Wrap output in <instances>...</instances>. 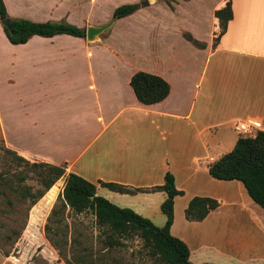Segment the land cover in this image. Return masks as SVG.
I'll return each instance as SVG.
<instances>
[{"label":"crops","instance_id":"crops-1","mask_svg":"<svg viewBox=\"0 0 264 264\" xmlns=\"http://www.w3.org/2000/svg\"><path fill=\"white\" fill-rule=\"evenodd\" d=\"M16 1L33 22L63 20L85 31L111 23L104 34L116 21L92 22V7L85 0ZM228 1L232 19L219 36L214 12ZM147 2L122 19L149 16L157 0ZM200 3L204 5L202 0L162 2L170 21L163 28L174 36L179 31L185 45H166L168 56L143 68L170 87L168 96L152 105L138 102L130 86L131 76L141 68L131 69L130 59L107 39L89 42L86 36L63 34L33 36L12 45L0 23V142L28 162L63 167L66 174L80 176L96 186L97 196L158 227L166 221L160 207L167 195L155 188L170 173L182 192L174 199L170 233L188 246L190 263L236 264L217 246L219 230L231 222L240 224L241 214H247L250 224L264 233V211L239 181L212 178L208 165L230 152L242 136L235 130L237 123L264 131V0H217L207 25L201 14L190 11L191 26L179 29L184 7ZM78 11L86 13L85 19L78 18ZM153 45L155 54L160 47ZM98 46L105 49H93ZM100 182L127 192L111 191ZM63 183L64 178L56 195ZM194 197L215 199L219 207L203 221L189 222L184 211ZM190 226L209 233L191 239L181 230ZM240 244L244 247L245 242ZM250 262L262 264L264 255ZM0 264L21 263L0 252Z\"/></svg>","mask_w":264,"mask_h":264},{"label":"rangeland","instance_id":"rangeland-1","mask_svg":"<svg viewBox=\"0 0 264 264\" xmlns=\"http://www.w3.org/2000/svg\"><path fill=\"white\" fill-rule=\"evenodd\" d=\"M85 1H87L86 6L92 7L89 15L91 21L95 24H106L112 20L115 8L123 4L142 3L145 0ZM216 1L202 0L203 6L200 3L196 6L192 5L190 8L184 7L179 16L178 28L191 26L190 11L196 15L201 14L204 25H207L210 20L209 10ZM162 2L164 0H157V3L151 7L149 16L143 14L116 20L107 32L99 35L97 41L102 39L105 42L107 39L108 45L122 50L123 55L130 59L131 69L138 67L141 68L139 71H143L147 65L151 66L153 63H157L158 58L163 61L168 56L164 47L170 44L183 45L184 39L179 31L174 36L172 32L165 31L163 28V26L169 27L170 21L163 14ZM4 3L8 7L7 11L13 13L15 17L29 19L28 15H24V10H26L24 5H19L16 0H4ZM78 13L80 20L85 19L84 11H78ZM77 27L82 28L79 24ZM183 36L187 37V34H183ZM206 36L204 35L205 39H207ZM149 43L151 44L149 45ZM154 43L160 47L155 54L151 52L153 48L151 46H154ZM93 49L105 48L98 46ZM99 57L102 56L99 54ZM6 150L0 142V252L8 253L13 259L19 260L21 264H67L59 257L58 251L48 243L43 230L46 218L60 194L56 195L61 189L63 178L59 179L30 209L26 227L20 238L16 241L8 238L13 236V230L21 227L28 206V199L21 201L20 191L23 187H28L31 193L43 190L40 181L44 169L32 168L24 164L17 166L13 156ZM20 178H24V181L20 182ZM225 214L230 215L231 212L225 211ZM52 226L59 231L56 236L52 237L64 246L66 260L69 264H163L151 255L149 248L144 245L136 232H130L121 237L115 236V244L106 248V234L109 232L96 224L91 210L78 215L66 212L63 220L61 222L54 221ZM255 227L250 224L247 214H241L240 224L231 222L220 229L217 246L223 252L222 254L231 256L236 264H253L250 262L252 258H261L264 255V233L259 232ZM181 230L191 239L200 238L201 233H206V236L209 233V231L195 226L183 227ZM241 240L245 242L244 247L240 244ZM65 241L66 245H64Z\"/></svg>","mask_w":264,"mask_h":264},{"label":"trees","instance_id":"trees-1","mask_svg":"<svg viewBox=\"0 0 264 264\" xmlns=\"http://www.w3.org/2000/svg\"><path fill=\"white\" fill-rule=\"evenodd\" d=\"M148 5L147 0L142 3L123 4L117 7L112 14L113 20L125 18L141 7ZM219 21L221 36L232 19L231 4L228 1L226 6L214 12ZM8 19V25H2V21ZM0 23L7 41L12 45H21L33 36L51 38L56 35H70L77 38H85V29L78 28L65 21L60 22H33L27 19H13L9 17L3 0H0ZM187 40L193 41L188 35ZM197 44L196 41H193ZM130 86L138 102L143 105H152L163 101L169 94L170 87L161 77L146 72H136L130 78ZM13 156L17 166L21 164L32 168L44 169L41 174V185L43 190L31 193L28 187L20 191L21 201L29 200L24 213V219L19 229L13 230L12 238L15 241L20 238L26 227L28 213L42 196L51 189L61 178H64L62 192L58 195L56 203L46 218L44 235L48 243L58 251L60 258L66 260L64 246L53 239L58 234V229L52 226L55 221L61 222L65 213L75 215L91 210L96 224L105 228L107 247H112L116 240L115 236H123L130 232H136L149 248L151 255L156 257L163 264H191L189 261L190 251L188 246L180 239L170 233L174 220V199L182 195L175 187L174 178L170 173L164 176V184L155 189L164 191L167 195L161 204V212L166 217L163 227H156L150 220L136 214L130 209L119 208L103 197L96 195V186L80 176L68 173L63 167L52 166L43 163L30 164L28 161L17 156L14 152L6 150ZM210 176L220 181H239L249 198L264 211V131H258L255 137L240 136L233 149L222 155L216 161L208 165ZM24 178H20L23 182ZM111 191L118 193L127 192L126 189L108 183H99ZM219 207L215 199L208 197L192 198L184 211V217L189 222L203 221L207 215ZM66 241L64 245H66ZM4 256L8 253L2 252Z\"/></svg>","mask_w":264,"mask_h":264},{"label":"water","instance_id":"water-1","mask_svg":"<svg viewBox=\"0 0 264 264\" xmlns=\"http://www.w3.org/2000/svg\"><path fill=\"white\" fill-rule=\"evenodd\" d=\"M9 20L5 19L2 21V25H8ZM111 23L102 26V27H88L86 29V39L89 42H94L95 40L98 39L99 35L102 34L105 30H107L110 27Z\"/></svg>","mask_w":264,"mask_h":264},{"label":"built area","instance_id":"built-area-1","mask_svg":"<svg viewBox=\"0 0 264 264\" xmlns=\"http://www.w3.org/2000/svg\"><path fill=\"white\" fill-rule=\"evenodd\" d=\"M256 125H250L247 123H237L235 125V130L239 132L242 136H249L251 138L255 137L258 132Z\"/></svg>","mask_w":264,"mask_h":264}]
</instances>
